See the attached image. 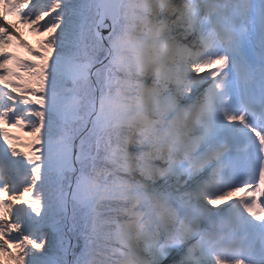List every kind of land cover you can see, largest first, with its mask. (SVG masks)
Returning <instances> with one entry per match:
<instances>
[{
	"label": "snow or ice",
	"instance_id": "obj_1",
	"mask_svg": "<svg viewBox=\"0 0 264 264\" xmlns=\"http://www.w3.org/2000/svg\"><path fill=\"white\" fill-rule=\"evenodd\" d=\"M0 85V260L264 264V0H0Z\"/></svg>",
	"mask_w": 264,
	"mask_h": 264
},
{
	"label": "rangeland",
	"instance_id": "obj_2",
	"mask_svg": "<svg viewBox=\"0 0 264 264\" xmlns=\"http://www.w3.org/2000/svg\"><path fill=\"white\" fill-rule=\"evenodd\" d=\"M5 23H7V24H13V25H15V27H16V30H17V32L19 33V36L23 39V40H26L27 41V43L29 44V45H31V46H33V44H34V38L36 37V32H34V31H32V32H29L28 30H27V26H26V24H20V23H18L17 22V20H16V17L15 16H10L9 17V20L8 21H6ZM39 40H42L43 39V37L40 35V37H37ZM13 39V38H12ZM11 46H12V41H11V44L10 45H6L5 46V51L6 52H11ZM7 67H9V65L7 66ZM29 78L27 77V76H25V80H20V81H16V83H18V84H24V83H26L27 82V80H28ZM8 131H9V134L11 135V133L13 134H17V135H20V136H23V137H25L27 140H29L30 139V137L26 134V133H24L22 130H20V129H15V128H8ZM239 193H235L234 195L235 196H239L238 195Z\"/></svg>",
	"mask_w": 264,
	"mask_h": 264
},
{
	"label": "trees",
	"instance_id": "obj_3",
	"mask_svg": "<svg viewBox=\"0 0 264 264\" xmlns=\"http://www.w3.org/2000/svg\"><path fill=\"white\" fill-rule=\"evenodd\" d=\"M27 29L29 32H32L31 30V26H27ZM40 34H38L36 32V37L34 38V44H35V48H33L34 50H39L40 49V43L42 40H39L37 37H39ZM14 39H15V42L14 45L12 46V50L14 52V56L16 57H19V58H22V59H34V57H31L27 51V49L22 46L19 42V39H17L15 36H14ZM14 66V65H13ZM19 71L23 72L24 70L23 69H19ZM5 263H9L8 260H7V257H5L4 259L0 260V264H5Z\"/></svg>",
	"mask_w": 264,
	"mask_h": 264
},
{
	"label": "bare ground",
	"instance_id": "obj_4",
	"mask_svg": "<svg viewBox=\"0 0 264 264\" xmlns=\"http://www.w3.org/2000/svg\"><path fill=\"white\" fill-rule=\"evenodd\" d=\"M11 135H17V134H14V133L12 134V133H11ZM17 136H20V135H17ZM20 137H21L24 141H27V139H26L25 137H23V136H20ZM21 150H22V151H26L27 149H26V148H22Z\"/></svg>",
	"mask_w": 264,
	"mask_h": 264
}]
</instances>
